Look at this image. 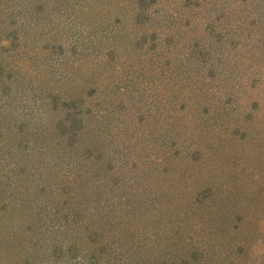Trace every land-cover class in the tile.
<instances>
[{
	"label": "rangeland",
	"instance_id": "1",
	"mask_svg": "<svg viewBox=\"0 0 264 264\" xmlns=\"http://www.w3.org/2000/svg\"><path fill=\"white\" fill-rule=\"evenodd\" d=\"M93 1L0 0V264H55L49 253L34 260L35 250L51 252L55 233L100 205L123 210L118 218L109 211L110 219L117 229L135 231L134 238L117 232L120 241L137 247L141 242L158 253L136 252L131 245L126 264L131 258L139 264H264V19L253 29L234 20L223 46L213 39L209 48L204 37V48L197 51L165 43L159 49L167 29H177L185 18H201L195 11L200 5ZM219 1L227 10L231 0ZM245 1L251 16L261 14L264 0ZM152 18L166 19V27L159 22L153 28ZM115 87L117 98L108 101ZM215 91L218 98L211 97ZM203 98L212 110L206 113L211 124L196 140L188 124L200 115ZM236 118L238 129L223 128ZM117 125L147 139L151 149L147 142L144 155L156 156L151 164L133 163L124 177L107 171L111 160L115 167L126 162V140ZM195 147L206 150L207 180L196 179L187 160ZM86 154L97 157L93 167L85 166ZM101 172L108 173L106 179ZM136 175L140 181L129 179ZM188 179L187 192L216 184L224 197L219 202L232 204L229 228L218 241L224 253L205 240L218 231L199 228L193 210L180 206L181 183ZM133 182L141 192L132 191ZM169 198L177 206L168 215L161 208L169 206ZM164 221L174 224V237L165 235ZM99 232L112 237L101 227ZM103 243L88 259L83 247L80 258L64 264H116L114 253L123 245Z\"/></svg>",
	"mask_w": 264,
	"mask_h": 264
},
{
	"label": "trees",
	"instance_id": "2",
	"mask_svg": "<svg viewBox=\"0 0 264 264\" xmlns=\"http://www.w3.org/2000/svg\"><path fill=\"white\" fill-rule=\"evenodd\" d=\"M96 1L97 0H94L93 3H95ZM189 1H191V0H188V2ZM193 2H194L193 7H195L197 5H200L202 7V9H199L198 7L195 8L196 13L198 15H200L201 18L200 17H196V19L195 18H185L183 16L185 18L184 21L182 20V23H179L180 25H178L177 29L176 28H173V30L167 29L170 31V33H168L167 36H163L164 38L161 40L159 46L156 48L160 49L161 44L165 43L167 46L172 44V47L175 50H181V48L184 49V47H185V51H190L191 49L194 51H197L200 48H204L202 46L203 45L202 42L204 41V39H203L204 37L209 39V48H211L212 44H214V42L212 41L213 39H216V40L221 39V42H219L218 47L223 46V44L226 43L227 39L229 38L228 36H229L230 30H232L233 27H236L234 25V22H233L234 20L237 21L238 19H240V21H242V23H244V24L246 23L247 28L250 27L253 29V27L257 26V24H259L260 22L262 23V20L264 19V7H263V10H261V14H259L258 11H254V13H252V16H251L250 15L251 13H249L251 6H249L250 5L249 2L246 3L245 0H231L228 4L227 10H225L224 7L222 6L225 3L224 1H219V0H193ZM221 2H222V4H221ZM258 2L259 1L255 2V3H258ZM93 3H91V6L93 5ZM184 7H186V6H184ZM228 8H229V10H228ZM172 13L173 12H170V14L172 15L171 19L175 18V17H173ZM142 14L144 15V17L147 16L149 18L148 13H146V10L145 11L141 10L140 15H142ZM249 15H250V17H249ZM180 19H182L181 16H180ZM216 20H219V24H222V23H224V24L221 26L216 25ZM159 22H161L162 24L165 25V26L163 25V27H166V23H167L166 19H164V21H161V20H155L154 18H152L151 24H153V28L155 27V25L159 24ZM203 29L205 31L204 34L202 33ZM262 37H264V35ZM127 38H133V36H127ZM228 41H231V40H228ZM260 41H256V42H260ZM260 45L264 46V41ZM189 48H191V49H189ZM175 50H172V51L174 52ZM176 52H175V54H177ZM165 53H168V52H165ZM89 54H90V52L87 51V52H85L84 55H89ZM130 57H131V55H130ZM173 58L175 60H177L176 55ZM96 63H97V61H96ZM99 65H101V64H99ZM78 73H81V72L79 71ZM81 75H84V72H82ZM111 90L113 91V93H112L113 95L111 97L107 96L108 101H111L114 98H117V96L114 95V94H116L117 88L115 87V88H112ZM218 93L219 92L215 91V93H213L211 95V97L212 98H218L217 97ZM104 103H109V102L105 101ZM198 104H199V107H201V109L197 111L200 115L195 116L194 119L188 124L190 130L196 134V136H195L196 140L199 139L197 135L206 133V130H204L203 127H208L209 124H211V123H209L210 120L209 119L207 120L206 113L209 114L212 111L211 108L209 107V105H207L205 103L204 98L201 102H198ZM177 111L175 114V118H177V123H178L179 122V114L177 113ZM10 119H14L13 121H17L16 118H10ZM7 120L9 121V119H7ZM174 121H176V119H174ZM229 123L230 124H228V125L224 124L225 126H223V128L228 129L229 128L228 126H230L232 128V130H235V129H238V127L240 125V124H238L237 118H236V120L229 121ZM116 130L118 133L122 134L126 140L124 147H123L124 151L122 150L124 157L126 155V157H125L126 162H123L124 164H121L119 167H115L114 165L116 163H113V161L111 160L108 163V165H110V166L107 169V171H110L109 173L111 175L115 174L113 176L119 175L120 177H124L123 175H125L127 172L125 170L135 162L141 161L140 163H142L143 165L146 162L151 164V160H154L155 159L154 157H156V156H151V158H150L149 157V151H147V153L144 155L143 150H144V148L148 142L147 139H146V141H143V140H141V136H139L137 133H135V130L133 132L128 131V130H124L123 128H121V126H118V125H117ZM148 144H149L148 149H151L149 142H148ZM175 151H177V150H174L173 154L175 153ZM96 158L97 157L91 158L87 155L86 159H85V156H84L83 159L86 160V163H87L86 165L85 164L84 165L88 168L93 167L92 165L95 164ZM187 160H188V162H190L191 164H193L195 166L192 168V170H196V172L199 174V175L197 174L196 179L199 178L201 180H207L208 178L211 177V175L209 174V168H208L209 167V160H208L206 150H203V149H200L197 147L191 149V152H190L189 156L187 157ZM106 173L107 172H105L103 174L101 172L100 176L101 175L102 176L100 178L102 179L104 177L103 179H106L105 175H108V173L107 174ZM137 176L138 175L129 177V179H132L131 181H134L135 178H138ZM141 178H142V176H141ZM138 180H139V178H138ZM189 180L190 179L185 180L184 182L181 183L182 198L180 197L181 198L180 206H184L185 209L190 208V211L193 210L192 212L196 218L195 221L197 222V224H199V228L202 227L204 230H210L212 232L218 231L216 234L213 233V234L207 235L205 240L208 243V245L211 246L213 249L217 248L220 253H224V250L221 247L222 245L220 243H218V241H219V238H222V234L224 232H226V230L229 228V220L231 219L229 216V212L231 210L232 204L230 202L228 204V201H229L228 199H226L227 205L223 206L221 204L223 202L222 198L224 199V197L221 196L219 190H216V187H215L216 184L207 183V185H205V186L203 185V186H200L194 190L191 189L189 192H187V190L189 189L188 188V184H189L188 181ZM133 185H136L137 189H134ZM138 186H140L139 182L135 183V184L133 182L132 186H131L132 191L133 192H141L142 190L138 189ZM97 196H98L97 194L94 195V200H96ZM117 197H118L117 198L118 203H121V199L119 198V196H117ZM217 197H218V199H217ZM98 199H100V198L98 197ZM219 199H221V203L219 202ZM94 200L89 201V202L93 203ZM165 202L170 203L169 206H163V208H161L159 206V208L163 209V211L169 215L170 214L169 210L171 212H173L175 209L173 206H177V205H175V203H177V200H174V198L173 199L169 198ZM129 208H130V206L127 207L126 209H129ZM29 209H31V207ZM126 209H124V210H126ZM109 211H113L115 214L113 216H111L109 214ZM122 212H123V210H116V209H113L111 206H107V205H105V206L100 205L96 209H88V210L86 209V210H84L83 213L80 212L79 215H83V216L79 219H75V220L71 221L70 226L63 230L64 233H63V231H62L61 235L55 233V235L53 236L54 246H53V248H51V252L49 249H42L43 252L40 250L42 253L38 254V252L35 250L34 256H33L34 260L39 259V258L41 259V257H46V254L49 253L47 255L48 257L50 256V254L55 255V257H54L55 264H64V262L65 261L67 262L68 260H69L68 262H73L72 258L74 259L79 254L80 251H83L84 250L83 247L86 248L84 250L85 253H83V254H85V258L88 259V253L91 256L92 255V252H91L92 249H93L94 255H95L96 250H102L103 249L102 244H104L103 242H106V243H117V245H123V247H119L117 253L116 252L114 253L115 255L117 254V256L115 258H113L112 260L116 264H126V261L129 258V251H127V253H126V249L128 247H130L132 244L127 243V242L124 243L123 241H120L119 238L117 236H115V234L118 235V233H119V235H127L128 236L125 238H132L134 236L135 231H134V233L132 232V235H130V233L128 232V230H131L130 226L123 227L121 229H119V228L117 229L115 221L110 219V216L112 218H118L119 214H121L122 217H124V214H122ZM184 212H185V214H187L186 210H184ZM160 213L165 220L166 219V213H163L162 210ZM178 217L180 218V213L178 214ZM181 217H183V216L181 215ZM175 218L176 217L174 215V217H172V219L175 221ZM239 218L240 217H235L234 221H236V219H239ZM219 221H221L222 224L217 223ZM164 223L167 225L165 235L170 237V238L174 237V235L176 234V233L172 234V231H173L172 229L174 228V224L171 225L167 221H164ZM204 223H205V225H204ZM99 224H101V225L99 226ZM110 225H113V227L115 226V228L113 229V227H111L107 231V229ZM99 227L102 228V234H103V230L105 229L106 233L104 232V234L106 235V234H108V232L110 234L112 233V237L109 239L102 238V235L99 232ZM113 230L115 233L112 232ZM47 232H49V231L47 230ZM227 232H230V231H227ZM129 235H130V237H129ZM145 235H146L145 232L143 233V236H141L139 234L137 236L138 241L139 240L142 241L141 239H144ZM211 235H212V237H211ZM213 236H215V237H213ZM229 238L230 237H228V239ZM210 239H212V241H210ZM64 240L67 243V245L64 247L66 252H64V248L62 247ZM216 243H218V244L216 245ZM117 245H115V246H117ZM138 245H140V246L137 247L135 245H132V246H134L136 252L139 249H143L146 253L153 254V256H158V253L156 251L154 253L152 252L151 247L145 246L141 242H138ZM39 248H41V247H39ZM86 254H87V256H86ZM77 257H79V256H77ZM136 261H139V260L136 258L135 259L131 258V261L128 264H139V262H136ZM180 264H184V262L181 261Z\"/></svg>",
	"mask_w": 264,
	"mask_h": 264
}]
</instances>
